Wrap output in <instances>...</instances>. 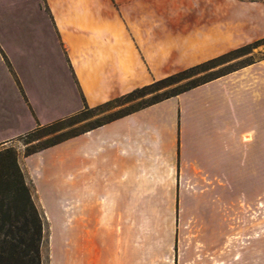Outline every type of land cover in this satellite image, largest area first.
Listing matches in <instances>:
<instances>
[{
  "label": "crops",
  "instance_id": "obj_1",
  "mask_svg": "<svg viewBox=\"0 0 264 264\" xmlns=\"http://www.w3.org/2000/svg\"><path fill=\"white\" fill-rule=\"evenodd\" d=\"M261 38L264 1L0 0V62L41 125ZM11 48L51 49L40 93ZM22 158L42 264H264V59Z\"/></svg>",
  "mask_w": 264,
  "mask_h": 264
},
{
  "label": "trees",
  "instance_id": "obj_2",
  "mask_svg": "<svg viewBox=\"0 0 264 264\" xmlns=\"http://www.w3.org/2000/svg\"><path fill=\"white\" fill-rule=\"evenodd\" d=\"M262 41H264V38L229 50L221 55L137 87L100 105L94 107L85 105L79 112L65 118L45 125L38 123L34 129L26 134L27 137L24 140V144L38 140L40 135L36 136L35 134L42 130H46V132L41 136H47L68 127H72V129L60 133L56 138L47 139L40 146L26 147L24 154L25 156L30 155L144 106L174 96L242 66L251 64L253 61L249 59L241 64L225 65L234 59L248 55L251 49ZM168 87H171L169 91H162ZM147 94H153L151 100L142 101V98ZM138 99L141 101L136 106L128 105L112 111L115 106L124 105L129 101ZM98 114H101V117L88 121L89 118ZM86 121L88 123L75 127L77 124H82ZM64 123H67V125L58 126ZM42 236L43 216L33 199L31 186L19 164L18 153L13 147H4L0 149V264H42Z\"/></svg>",
  "mask_w": 264,
  "mask_h": 264
},
{
  "label": "rangeland",
  "instance_id": "obj_3",
  "mask_svg": "<svg viewBox=\"0 0 264 264\" xmlns=\"http://www.w3.org/2000/svg\"><path fill=\"white\" fill-rule=\"evenodd\" d=\"M8 52L9 54H11V58L14 60L13 61L15 64L14 69H15L16 74L23 79L24 83L26 84L27 89L30 91V93L34 95H36L37 93H40L39 88H37L38 83L39 84L44 83V82L46 83V80L48 79L49 76H50V79L53 80V77L58 72V68L55 66L56 63L54 61L50 62V60L53 59L51 55V49H47L46 51H44V55L42 57L43 59L41 63H37L34 59L28 58L26 56L27 55L26 51L22 52V49L11 48L8 50ZM249 59L253 62L264 59V41L259 43L253 49H251V52L248 55L243 56L238 59H234L226 63L225 65H232V64L237 65V64L244 63L246 62V60H249ZM56 79L57 77H55V80ZM14 82L15 81H14L12 73L8 70L5 64L0 62V137L15 134L19 128L28 125L29 123L28 120L30 119H32L31 120L32 122H35V126L38 123H40L36 119V117L32 118L30 116L31 114H28V116H26V114L29 113L30 110L27 109V106L23 102L21 95H19V92ZM54 84L57 86L56 83ZM169 89H171V87L165 88L162 91H166V90L169 91ZM152 95L153 94H147L145 97L142 98V101L151 100ZM139 101L141 100L140 99L133 100V101L127 102L124 105L115 106L112 109V111H116L128 105L136 106L139 104ZM36 104L39 106L41 105V102L37 100ZM97 117H101V114H98L97 116H93L92 118H89L88 121H92L96 119ZM85 123H88V122L86 121V122H83L82 124H77V126L75 127H79ZM65 125H67V123H64L58 126H65ZM70 129H72V127L62 129L55 133L49 134L47 136H41L45 134L46 132V130H42L35 134L36 136L40 135V138L38 140L32 141L29 144H24V140L27 137L26 134L29 132L27 131L12 139H8L6 141H0V149L4 147L15 148L18 153L19 160L22 163V160H23L22 157H23L26 147L33 148L36 146H40L44 144L47 139L56 138L58 135H60V133L70 131ZM33 199L36 202V196L34 195V193H33ZM52 244L54 246L55 243H52ZM42 245H43V251L45 252L46 242H42Z\"/></svg>",
  "mask_w": 264,
  "mask_h": 264
}]
</instances>
